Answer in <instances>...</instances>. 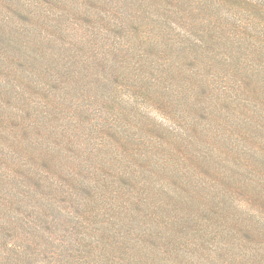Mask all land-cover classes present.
<instances>
[{
    "label": "rangeland",
    "instance_id": "obj_1",
    "mask_svg": "<svg viewBox=\"0 0 264 264\" xmlns=\"http://www.w3.org/2000/svg\"><path fill=\"white\" fill-rule=\"evenodd\" d=\"M0 264H264V0H0Z\"/></svg>",
    "mask_w": 264,
    "mask_h": 264
}]
</instances>
